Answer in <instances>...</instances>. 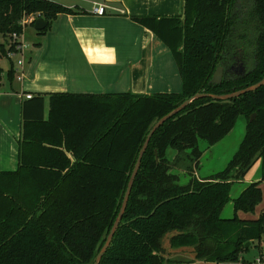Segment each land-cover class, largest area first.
I'll return each instance as SVG.
<instances>
[{"label":"trees","instance_id":"obj_1","mask_svg":"<svg viewBox=\"0 0 264 264\" xmlns=\"http://www.w3.org/2000/svg\"><path fill=\"white\" fill-rule=\"evenodd\" d=\"M184 10L183 22L131 18L170 49L180 93H54L47 97L46 115L43 96L24 102L17 169L0 172V264H93L154 123L196 93L230 94L264 78V0H184ZM77 12L44 0H0V36H21L26 21L32 19L33 27L37 18L48 23L37 32L44 36L58 15ZM236 47H243L246 74L209 84L216 67L231 65ZM6 76L13 79L12 67ZM240 115L247 123L237 152L223 171L199 181L192 175L203 152L199 141L216 145ZM168 150L175 151L173 159ZM258 160L260 181L232 201L233 217L222 219L230 180L243 179ZM174 169L186 171L189 181L179 184ZM261 181L264 86L228 101L195 100L150 139L99 264L237 262L243 245H259L264 235L263 217H237L254 213L261 203ZM259 257L264 260L263 253Z\"/></svg>","mask_w":264,"mask_h":264},{"label":"crops","instance_id":"obj_2","mask_svg":"<svg viewBox=\"0 0 264 264\" xmlns=\"http://www.w3.org/2000/svg\"><path fill=\"white\" fill-rule=\"evenodd\" d=\"M55 1L64 8L78 12L74 15H58L44 36L35 31L37 38L21 58L23 66L19 69L12 67L14 69L13 79L9 81L6 76L5 83L3 81L0 83V172L17 169L22 125L21 109L24 102L32 97L37 95L44 97L46 115L47 97L54 93L152 95L178 94L182 90L179 69L170 49L152 31L134 22L131 18L151 17L157 20L179 18L183 22L185 18V13L183 16L184 0ZM94 3L106 7L103 16L93 13ZM79 11L84 13H79ZM31 21L32 19L27 20L26 27H31L29 26ZM4 42L8 43L9 40L5 39ZM7 49L8 45L4 49V55ZM181 49L182 46L178 50ZM10 69L11 65L6 75ZM0 72H3L2 68ZM18 74H21L22 81L16 80ZM26 95H30L31 98L27 99ZM231 132L226 136L229 139H223L226 140L225 143L224 141L221 143V140L217 145L219 150L224 151L222 155L225 156L221 158L226 159L223 170L237 152L245 136V130L236 138L231 135ZM210 148L207 147L202 154ZM166 155L168 159H173L175 151L168 150ZM219 172H208L202 178L197 172V167L193 166L192 175L199 181H209ZM178 173L173 174L179 179ZM260 179L261 167L258 160L243 179L230 180L232 181L229 191L231 205L227 213L222 215L228 203L224 206L220 217L222 219L232 218V214L228 216L229 208H232L233 212L232 201L248 185L259 182ZM260 189L261 203L251 215L238 212L239 219L247 221L251 219L252 221L262 217L264 181H261ZM263 238L264 236L257 246L258 257L260 252L264 254ZM243 263L249 264L250 262L243 261ZM164 264L215 263L196 261Z\"/></svg>","mask_w":264,"mask_h":264},{"label":"rangeland","instance_id":"obj_3","mask_svg":"<svg viewBox=\"0 0 264 264\" xmlns=\"http://www.w3.org/2000/svg\"><path fill=\"white\" fill-rule=\"evenodd\" d=\"M56 3V1H55ZM25 29V30H24ZM23 29V32L20 36L23 44L25 45V52L32 47V43L34 42V40L37 38V34L35 32V30L31 27H26ZM5 42H4V38L0 36V68L3 69L2 72V81L3 83H5L6 80V71L8 68L13 67L14 69H19L20 66L17 64V62L19 61V59L22 58L21 55H16L14 57L11 58L12 61H9L8 57L6 56V53L4 55L2 48L4 47V49L6 48L5 46ZM17 80V79H16ZM246 118L242 115L238 116L236 119V122L234 124V127L232 129L233 132H231L234 138L242 135V133L245 130V126H246ZM231 137V136H230ZM224 139V138H223ZM222 142L229 139L227 137H225L226 140H223ZM219 145L218 143L216 145L213 146V148L211 147L209 151L203 153L198 161V166H197V172L200 175V177H204L206 176V174H208V172H219L221 170H223V168L225 167V162L226 159H223L221 157H224L225 155L223 154V150H219V148H217ZM208 147V145L203 142V141H199V149L202 150L204 152V150ZM259 168V167H258ZM179 172V173H178ZM172 173H178L179 174V184H186L190 178V175L187 174L186 171H182L181 169H174L172 170ZM229 205H231V202L229 201L228 204L226 205V208H224V212H222V215L227 213V209L229 207ZM233 216V212H232V208H229V215L228 216ZM239 215V213H238ZM245 215H251V214H245ZM248 217V216H247ZM239 218V217H238ZM251 219H248V221H250ZM264 235H262L263 237ZM261 237V239H262ZM264 239V238H263ZM248 245V246H247ZM258 242L254 241V242H247L243 245V251L239 254V258L237 262L243 263L244 262H252L253 260H255V258H258ZM228 264V263H225Z\"/></svg>","mask_w":264,"mask_h":264},{"label":"water","instance_id":"obj_4","mask_svg":"<svg viewBox=\"0 0 264 264\" xmlns=\"http://www.w3.org/2000/svg\"><path fill=\"white\" fill-rule=\"evenodd\" d=\"M185 10L183 9V16H184ZM48 25V23L46 21H44L42 18H37L34 22L33 28L35 29V31L37 32H41L43 31L46 26ZM235 61H237V59H235ZM240 64V63H239ZM242 65V64H241ZM234 65H232L230 67V69H225L223 66H218L216 67L210 81L209 84L212 85H220L222 83V81L225 79V75L229 72L231 73L233 71ZM264 86V78L261 79L259 82H257L256 84L249 86L245 89L230 93V94H225V95H211V94H204V93H196L195 95H193L192 97L186 99L184 102H182L178 107H176L174 110H172L170 113H168L167 115L163 116L162 118H160L157 122L154 123V125L151 127L150 131L148 132L145 141L139 151L137 160L135 162V165L133 167V170L131 172V175L129 177V181L127 183V187L125 190V193L123 195V199L121 202V206L118 212V215L105 239V242L103 244V246L101 247L100 251L98 252V254L96 255L95 259H94V263L93 264H99L103 255L106 253L112 239L113 236L115 234V232L117 231L120 222L122 220V217L125 213L126 207H127V203L129 200V196L134 184V180L136 178V175L138 173L139 167H140V163H141V159L147 149V146L149 144L150 139L152 138L153 134L169 119L173 118L174 116L178 115L180 112H182L186 107H188L192 102H194L195 100H199V99H211L214 101H228L231 99H236L239 98L242 95H245L247 93L250 92H255L256 90H258L259 88ZM255 117V114H253L249 121L251 122ZM262 217L264 218V213L262 214ZM248 246V245H247Z\"/></svg>","mask_w":264,"mask_h":264},{"label":"built area","instance_id":"obj_5","mask_svg":"<svg viewBox=\"0 0 264 264\" xmlns=\"http://www.w3.org/2000/svg\"><path fill=\"white\" fill-rule=\"evenodd\" d=\"M47 2H55V0H44ZM105 9L106 7L102 4H98V3H94L93 4V13L98 15V16H103L105 14ZM27 23V21H26ZM10 43V47H12V49L9 50V48L6 51V56L11 59L12 57L16 56V55H23V53L25 52V45L23 44L21 38L19 35L17 34H13L11 35V38L9 40ZM17 64L22 67L23 66V60L19 59V61L17 62ZM16 79L18 81H22V76L21 74H18L16 76ZM2 81V73L0 72V83ZM27 99H30L31 96L30 95H26L25 96ZM228 264H244V263H240V262H234V263H228ZM249 264H264V260L261 259L260 257H258L255 261L250 262Z\"/></svg>","mask_w":264,"mask_h":264},{"label":"flooded vegetation","instance_id":"obj_6","mask_svg":"<svg viewBox=\"0 0 264 264\" xmlns=\"http://www.w3.org/2000/svg\"><path fill=\"white\" fill-rule=\"evenodd\" d=\"M235 49L236 50L232 55V61L233 62L231 63V65L228 67L223 66L225 69H230V67L232 65H234L233 71L231 73L228 72L225 75V78L226 77H229V78H231V77H243L246 74V72L248 71L247 63L244 60L246 58H245V55L243 54V47H236ZM235 59H237V61H235Z\"/></svg>","mask_w":264,"mask_h":264}]
</instances>
